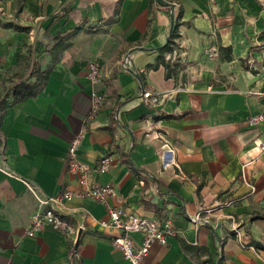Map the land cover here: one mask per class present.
I'll return each instance as SVG.
<instances>
[{
	"label": "crops",
	"instance_id": "crops-1",
	"mask_svg": "<svg viewBox=\"0 0 264 264\" xmlns=\"http://www.w3.org/2000/svg\"><path fill=\"white\" fill-rule=\"evenodd\" d=\"M21 1L0 0V93L12 102L25 92L18 86L36 82V62L51 71L37 96L0 113V264H128L99 226L107 209L94 200L67 203L70 234H27L39 206L26 183L47 197L75 191L67 151L85 126L77 156L91 167L112 157L96 175L115 186L111 204L174 224L176 236L155 244L144 264H264V123H246L264 115V0H170L184 23L175 59L166 55L183 68L170 79L163 66L148 69L171 24L164 10L150 16V0H23L20 12ZM214 46L230 47L232 61L222 51L208 57ZM127 57L133 72L123 69ZM93 61L105 99L84 125ZM147 91L159 95L157 106Z\"/></svg>",
	"mask_w": 264,
	"mask_h": 264
},
{
	"label": "built area",
	"instance_id": "built-area-1",
	"mask_svg": "<svg viewBox=\"0 0 264 264\" xmlns=\"http://www.w3.org/2000/svg\"><path fill=\"white\" fill-rule=\"evenodd\" d=\"M176 54L177 52L174 51L173 57L171 55L167 57L175 59ZM217 54L218 49L215 46L207 53L208 57H214ZM122 64L125 71L133 72L129 57L125 58ZM89 78L93 86L92 105L84 125L93 120L104 105L105 97L95 88L102 81V72L97 61L90 64ZM143 97L153 106H157L161 100L158 94L149 91L144 92ZM246 123L249 127L259 126L264 123V115L252 116ZM86 134L85 126L79 136L71 142L67 151L68 170L71 174L78 175L75 191L66 190L57 196L47 197L41 194L34 185L26 183L39 206L31 218L27 234L30 237H35L46 228L70 234V223L63 218L67 203L77 198L94 200L103 204L107 209V219L99 222V226L103 231L112 234L111 244L122 252L128 264H144L155 244L167 246L170 239L176 236L174 224L171 219L148 218L128 211L122 206L111 204V200L118 196L115 186L111 183L99 184L96 181V175L108 172L113 159L110 155H105L97 167H91L80 161L77 150L82 140L86 138ZM261 149L264 151V141L261 144ZM193 221L202 225L205 223L200 214L196 215ZM134 234L141 235V244L137 245L133 240Z\"/></svg>",
	"mask_w": 264,
	"mask_h": 264
},
{
	"label": "trees",
	"instance_id": "trees-1",
	"mask_svg": "<svg viewBox=\"0 0 264 264\" xmlns=\"http://www.w3.org/2000/svg\"><path fill=\"white\" fill-rule=\"evenodd\" d=\"M22 2L20 4V12L22 10ZM166 2H168L169 4H173L172 2H170V0H166ZM155 10H164L166 11L168 14H170L171 16V24H170V35H169V41L168 43L160 48L158 50V56H157V60L156 63L149 66L148 69H152V70H157L160 68V66H163L165 68V72H166V78L170 79L173 76H175V74L181 70L183 68V66L176 62V60L172 61L171 59L167 60L166 59V55L169 53H172L175 49V47H177L176 44V39L179 38V28L184 24L181 20L182 18V14H183V10L180 8L179 10H177L176 15L175 11H176V7L174 6V8L171 5H158L156 0H150V8H149V13L150 16L153 15ZM152 22V19L150 18V24ZM83 29L82 26H79L75 29L72 30V32L69 33V35L67 37L64 38V40H68L72 37H74L77 33H79L81 30ZM61 37L58 38V40ZM63 40V41H64ZM67 46V45H66ZM64 44H60V48L64 49L66 47ZM218 49V48H217ZM219 51L224 52L225 54V60L227 61H232L233 57H232V50L230 47L228 48H219L218 49V53ZM247 60H243V62L245 63V68L249 69V66L247 65ZM50 69L44 72H41L39 69V64L36 62L34 63V69L32 72V76H37V80L34 84H26L23 85V87H25V92L22 96H20L19 94H15V99L12 102H8L7 98L9 97L8 94H3L0 93V113L5 112L10 106L18 103L20 100H23L25 98H29V97H35L38 95V93L42 90L43 86L45 85V83L47 82L48 76L50 74ZM15 92H17V88L15 89ZM187 113L183 114L186 115ZM183 115L180 116H176V118H179ZM1 118V117H0ZM171 118V117H169ZM130 169L137 175L141 172L140 169L136 168L132 163H129ZM258 218L260 219H264V216H258ZM257 247H261L260 244L256 243L255 244ZM202 264H224L223 263V259L220 257L216 262H212V260H208Z\"/></svg>",
	"mask_w": 264,
	"mask_h": 264
},
{
	"label": "water",
	"instance_id": "water-1",
	"mask_svg": "<svg viewBox=\"0 0 264 264\" xmlns=\"http://www.w3.org/2000/svg\"><path fill=\"white\" fill-rule=\"evenodd\" d=\"M156 2H157L158 5H171L173 8L175 6L174 4H169L165 0H156ZM168 41H169V39H168ZM168 41H167V43H168Z\"/></svg>",
	"mask_w": 264,
	"mask_h": 264
},
{
	"label": "rangeland",
	"instance_id": "rangeland-1",
	"mask_svg": "<svg viewBox=\"0 0 264 264\" xmlns=\"http://www.w3.org/2000/svg\"><path fill=\"white\" fill-rule=\"evenodd\" d=\"M24 85V84H23ZM23 85L21 84V86H18V87H23ZM22 90V89H21ZM20 96H22L23 94H24V92L23 91H19V93H18Z\"/></svg>",
	"mask_w": 264,
	"mask_h": 264
}]
</instances>
